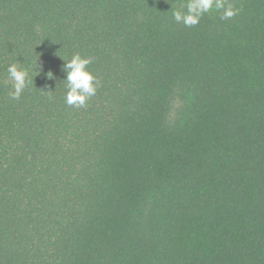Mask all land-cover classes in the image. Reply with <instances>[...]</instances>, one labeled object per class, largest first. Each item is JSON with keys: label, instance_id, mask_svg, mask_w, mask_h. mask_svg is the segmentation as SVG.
Returning a JSON list of instances; mask_svg holds the SVG:
<instances>
[{"label": "trees", "instance_id": "trees-1", "mask_svg": "<svg viewBox=\"0 0 264 264\" xmlns=\"http://www.w3.org/2000/svg\"><path fill=\"white\" fill-rule=\"evenodd\" d=\"M188 2L0 0V264H264V0Z\"/></svg>", "mask_w": 264, "mask_h": 264}, {"label": "clouds", "instance_id": "clouds-1", "mask_svg": "<svg viewBox=\"0 0 264 264\" xmlns=\"http://www.w3.org/2000/svg\"><path fill=\"white\" fill-rule=\"evenodd\" d=\"M187 11L173 12L174 20L177 23H183L187 27L197 25L201 18L211 12L213 9L223 10L221 19H229L238 14V10L231 6L225 7L224 0H189ZM92 63V58H83L80 55H74L70 61L65 64L67 71V95L66 103L69 106L83 108L87 101L96 95L100 83L99 79L88 71V66ZM9 78L15 82L14 91L9 93L13 100H19L29 81L27 72L18 70L17 65L13 64L8 68Z\"/></svg>", "mask_w": 264, "mask_h": 264}]
</instances>
